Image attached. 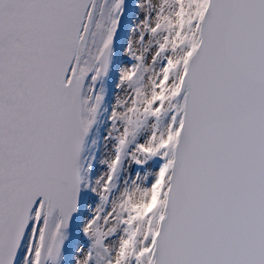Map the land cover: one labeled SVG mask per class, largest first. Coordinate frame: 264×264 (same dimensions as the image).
<instances>
[{"label": "snow or ice", "instance_id": "1", "mask_svg": "<svg viewBox=\"0 0 264 264\" xmlns=\"http://www.w3.org/2000/svg\"><path fill=\"white\" fill-rule=\"evenodd\" d=\"M0 264H264V0H0Z\"/></svg>", "mask_w": 264, "mask_h": 264}]
</instances>
